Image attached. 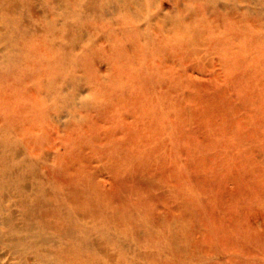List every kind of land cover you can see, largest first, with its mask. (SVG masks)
Returning a JSON list of instances; mask_svg holds the SVG:
<instances>
[{
  "label": "rangeland",
  "instance_id": "rangeland-1",
  "mask_svg": "<svg viewBox=\"0 0 264 264\" xmlns=\"http://www.w3.org/2000/svg\"><path fill=\"white\" fill-rule=\"evenodd\" d=\"M0 95L20 104L0 108V156L22 148L16 130L33 111V123L67 139L72 165L95 160L106 200L87 203L99 190L82 177L81 201L67 211L78 223H91L77 218L87 214L110 230L129 227L141 257L107 246L121 264H264V0H0ZM100 117L131 137L158 117L152 130L164 133L171 118L175 141L138 149L147 155L112 135L95 147L98 126L107 138ZM168 158L177 162L170 183L145 171ZM36 187L38 196L59 191ZM4 209L21 221L0 189ZM11 256L1 263L16 264Z\"/></svg>",
  "mask_w": 264,
  "mask_h": 264
},
{
  "label": "bare ground",
  "instance_id": "bare-ground-1",
  "mask_svg": "<svg viewBox=\"0 0 264 264\" xmlns=\"http://www.w3.org/2000/svg\"><path fill=\"white\" fill-rule=\"evenodd\" d=\"M142 5L146 7L144 3ZM155 15H152V17L155 18ZM229 19V21L232 20L235 23L242 24L240 20H233L232 16ZM245 25V27L257 28L253 22H247ZM71 26L72 28H77L73 25ZM70 35L69 32H66L62 39L69 38ZM31 66L34 68L33 64ZM165 67V64H162L164 70ZM45 73L44 70H40L39 76H43ZM179 77H181V74H179ZM23 96L33 104L34 93L32 91H28ZM7 99L8 97L0 95V108L3 109V112H9L8 109L12 106L16 108L20 106V104H15L11 99L8 104H5ZM24 110L25 108L23 107L19 109V111ZM30 118L31 121L24 122L22 128L16 130L22 137V148L15 147L12 149L9 147L12 144L9 143L7 146L11 148V154L0 156V189L2 192L7 190L17 207H20L23 212L21 221L15 223L17 221L16 215L10 212V209L0 210V264H3L1 260H5L6 256L11 255L17 256L16 264H99L98 259L105 264L123 263L121 260L115 259V256L107 253V246L122 251L127 255L129 254L133 258L141 257L140 251L138 252L130 242L129 230L131 229L129 227L110 230V221L109 226L104 222L95 223V217H88L87 214H78L77 218L80 221L89 219L91 223H78L76 217L68 213L67 208L69 206L76 207L81 201L79 189L82 177H86L91 181L94 180L98 186L97 190L99 192L93 191L88 201H86L89 204L96 202L99 198L105 199L103 197H105L106 192L102 187L106 184L107 179H105V176L100 178V175L94 172L95 167L92 164L93 161L95 162L94 159L84 161L83 166L72 165L69 157L65 155L67 151L69 152L67 139L64 142L63 136L57 133L53 135L49 130V125L46 127L42 125L43 123H33V111L30 114ZM103 118L100 117L94 122L108 125L107 136H105L107 138L100 142L101 138L99 135L104 133L105 130L103 127L98 126L99 130L94 131L99 133L98 137L92 143L95 147L103 144L110 145V136L112 135L117 139L130 138V142L133 145L137 144V155H147L148 152L138 149L141 147L144 150L154 149L152 153L150 152V154H153L158 151L160 146L167 145L165 140L169 142L175 141L171 118L166 119L171 125L165 124L168 128L164 133H156L152 130L155 125L162 124L158 117L154 122H151L145 131L134 132L132 137L129 131L133 132V130L124 126L121 129L111 128L112 132L110 133V120L108 118L104 120ZM11 121H15V119H11ZM85 134H87V131ZM1 148L0 145V150ZM60 149L64 151L61 153ZM11 160H17L21 168L29 169L32 179L38 183L34 186L32 183L27 182V174L13 166ZM50 163H55L57 168L53 169L50 167ZM175 165H177V162L175 163L173 159L168 158L162 161V165L157 162L151 163L148 168H145V171L157 174L161 178H167L170 183ZM179 178H184V176L181 175ZM40 183L46 187L54 185L59 188V191L52 194L50 188H48L40 196L32 194L33 190L38 189L36 186ZM194 193L196 194L195 191ZM108 213L111 214L110 209ZM112 215L114 214L112 213ZM78 225L82 226L83 229H79ZM1 250H4L5 253L2 254ZM152 263L159 264V261L156 258H152Z\"/></svg>",
  "mask_w": 264,
  "mask_h": 264
}]
</instances>
